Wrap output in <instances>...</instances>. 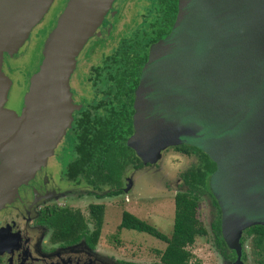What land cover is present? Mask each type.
<instances>
[{"label": "water", "instance_id": "95a60500", "mask_svg": "<svg viewBox=\"0 0 264 264\" xmlns=\"http://www.w3.org/2000/svg\"><path fill=\"white\" fill-rule=\"evenodd\" d=\"M51 2L0 0V54L23 44ZM112 2L68 0L48 33L21 105L27 140L19 124L14 157L0 172V203L44 164L60 117L69 118L76 59ZM0 83L4 92L9 83ZM132 107L126 146L143 165L180 145L214 163L208 187L222 239L238 254L241 231L264 226V0H178L169 33L149 47Z\"/></svg>", "mask_w": 264, "mask_h": 264}, {"label": "rangeland", "instance_id": "374dc122", "mask_svg": "<svg viewBox=\"0 0 264 264\" xmlns=\"http://www.w3.org/2000/svg\"><path fill=\"white\" fill-rule=\"evenodd\" d=\"M67 1L53 0L50 8L48 7L45 10L46 12L44 11L42 14L39 23L34 26L29 35L25 36L27 40L24 41L16 55L5 61L4 74H7L10 81H12V88L6 103V116L9 117L11 112L14 114V111H17V107L21 105L28 80L37 72L42 59V46L48 33L55 25V19L63 13ZM123 1L113 0L103 18L102 23L104 25L96 29L94 35L76 59L75 68L68 81V101L66 103L67 111L65 112H67L69 118L67 122H64L65 116L60 117L57 123L55 140L49 155L42 165L43 167L48 165L49 172L52 174L49 175L53 176V180L63 182L65 166L72 158L70 152L72 147L70 128L75 112L84 104L82 99H88L91 104L105 100L94 86V82L100 83L99 79L89 70L91 62L88 59L91 57L92 50L101 46L102 55L110 57L123 43L132 38L131 36H133L135 30L137 32L143 26L142 16L139 14L143 12V6L146 7L149 4L152 7V11L154 10L151 0L143 3L141 0H135L132 9L129 10L130 7L127 6L128 11L126 12L124 6H121ZM121 13L123 17L116 20L115 18ZM103 58L97 64H101ZM21 107L18 109V119L19 124L24 128L25 143L27 140L28 121L23 113L20 117ZM23 112L26 114L27 110L23 109ZM16 137L17 135L15 137L6 135L2 138L6 140L5 143H13V145L9 146L15 150V146H17L15 144ZM6 146L8 147V145ZM19 147H21L20 144ZM13 150L10 153L1 150L0 159L7 160L8 163L14 157ZM197 162L195 156L185 155L174 151L172 147H167L160 151L159 158L154 164H146L138 171L128 169L124 174V179H127L130 183L128 189L123 191L120 196L114 199H106L104 204H100L103 206V213L100 234L94 246L96 253L100 254L108 264H120L121 262L160 264L159 256L166 246L165 243L143 233L124 229L118 230L120 215L122 211H126L153 226L166 237H170L173 223L174 195L177 192H184V188L181 186V177L188 170L195 167ZM79 182L81 183L79 185L67 184L65 186L70 191V194L66 196L67 201H64L63 204L73 205L70 210L80 212L87 232H91L93 230V222L88 215V206L97 204L98 201L91 197L84 198V196H88L84 194V190L87 187L82 180H79ZM81 192L83 194H80ZM80 198L83 199L79 200ZM209 205V200L206 197L198 196L195 217L200 226L206 231V234L196 237L192 245L185 247V250L190 254L187 264H224L214 248L213 236L209 227L213 215ZM244 230L239 235L238 254L234 251L235 249L233 251L230 250L233 252L231 264H259V257L254 254L256 249H253L251 239L246 236ZM83 248L84 244L81 242L78 249L82 250Z\"/></svg>", "mask_w": 264, "mask_h": 264}, {"label": "trees", "instance_id": "16d2710c", "mask_svg": "<svg viewBox=\"0 0 264 264\" xmlns=\"http://www.w3.org/2000/svg\"><path fill=\"white\" fill-rule=\"evenodd\" d=\"M154 10L142 15L143 26L123 43L110 57H105L102 47L92 50L90 72L99 79L94 82L105 100L95 104L83 98V105L75 112L72 121L71 161L66 164L68 180H80L89 185L96 197H113L123 193L128 169L140 170L144 167L133 150L126 146L132 134L134 91L139 76L147 60L149 47L164 38L170 31L177 11L178 0H156ZM132 6L135 2H130ZM133 3V4H132ZM104 57V58H103ZM101 58L103 62L97 64ZM174 151L196 157L197 165L181 177L184 192H177L173 198L174 212L170 237H166L153 226L134 215L122 211L118 230H130L146 234L160 242L165 248L159 256L160 264H187L190 254L186 246L193 244L196 237L206 234L195 217L198 196L209 200L212 219L209 227L214 248L224 264H231L233 252L221 236L220 211L210 192L208 180L215 170L209 158L196 148L185 145L172 147ZM105 188V189H103ZM102 205H89L88 215L93 222V230L86 231V225L79 211L63 210L53 219L56 223V238L75 244L84 240L93 248L98 240L102 224ZM56 215V214H55ZM251 239L259 264H264V226L255 225L244 230ZM120 264H138L123 263Z\"/></svg>", "mask_w": 264, "mask_h": 264}, {"label": "flooded vegetation", "instance_id": "af4514ba", "mask_svg": "<svg viewBox=\"0 0 264 264\" xmlns=\"http://www.w3.org/2000/svg\"><path fill=\"white\" fill-rule=\"evenodd\" d=\"M144 1L150 0H141L142 3ZM151 1L154 8L156 0ZM127 2H133V0L122 2L121 6H124L126 12L128 7L131 10L134 6L133 3L132 6H129L130 3ZM150 9L152 7L149 4L146 7L143 6V12L139 14L142 16L144 12L149 13ZM121 15L122 13L115 19H121L123 17ZM103 25L101 23L99 26ZM4 136L6 135L2 137ZM10 136L15 137L16 135ZM5 141V139H1L0 151L4 150L10 153L13 149L9 145H13V143H5ZM6 164L7 160L0 159V172L3 171ZM49 174L51 173L48 165L42 166L32 178L18 186L16 193L10 199L0 204V264H108L100 254L96 253L94 247L90 248L84 240L71 244L56 238L57 225L53 218L61 211L70 210L73 206L63 204L64 201H67L66 196L70 194L65 186L81 183L77 179L68 180L66 166L63 182L53 180V176L51 177ZM84 184L87 187L84 194L88 195L84 198L91 197L98 201L97 204L91 205L104 204V200L114 199L121 195L98 198L95 194H88L93 190L89 185ZM81 242L84 244L82 250L78 249Z\"/></svg>", "mask_w": 264, "mask_h": 264}, {"label": "crops", "instance_id": "0c3cea01", "mask_svg": "<svg viewBox=\"0 0 264 264\" xmlns=\"http://www.w3.org/2000/svg\"><path fill=\"white\" fill-rule=\"evenodd\" d=\"M51 4H52V2L50 3L49 8H50ZM33 29H34V26L29 30L28 33L30 34ZM22 45L20 47H22ZM20 47L17 48L16 51L11 53L9 56L4 54V53L0 54V76L5 78L7 80V82L9 83L8 87L6 88V90L4 92H2L3 88H1V83H0V102H2V106L0 107V142H1L3 135H17V133L20 129L19 119H18L19 118L18 109L22 105V100H21V105L17 107V111H14V114H13V112H11L9 117L6 116V113H5L6 112V106H7L6 103H7L8 97H9V92L12 88V81H10L9 76L7 74H4L5 61L13 58L16 55V53L18 52V50L20 49ZM26 91H27V88H26Z\"/></svg>", "mask_w": 264, "mask_h": 264}]
</instances>
